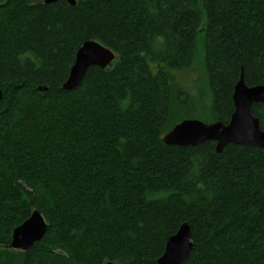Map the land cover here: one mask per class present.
<instances>
[{
	"label": "trees",
	"instance_id": "1",
	"mask_svg": "<svg viewBox=\"0 0 264 264\" xmlns=\"http://www.w3.org/2000/svg\"><path fill=\"white\" fill-rule=\"evenodd\" d=\"M87 40L115 58L64 90ZM198 61L227 124L240 74L264 84V0H0V264H156L183 222V264H264V150L162 141L196 117L171 75ZM35 209L44 237L9 248Z\"/></svg>",
	"mask_w": 264,
	"mask_h": 264
},
{
	"label": "water",
	"instance_id": "2",
	"mask_svg": "<svg viewBox=\"0 0 264 264\" xmlns=\"http://www.w3.org/2000/svg\"><path fill=\"white\" fill-rule=\"evenodd\" d=\"M56 1L58 0H44V3L49 4ZM65 1L69 5L76 4V0ZM114 58V52L99 42L84 41L77 49L75 61L62 88L72 90L78 87L90 67L103 68ZM2 100L3 92L0 88V102ZM233 103L234 110L228 125H223L221 122L205 124L198 119H187L174 126L163 136V140L168 145L177 146H196L205 141H217L216 151L218 153L230 144L264 148V133L259 131V120L252 114L253 104L260 103L264 106V86L247 87L243 73H241L233 93ZM46 230L47 223L44 216L35 209L27 219L13 229L8 247L27 251L35 242L44 237ZM192 247L190 226L184 223L176 234L168 238L165 250L157 259L156 264H183L188 259ZM107 264L115 263L108 262Z\"/></svg>",
	"mask_w": 264,
	"mask_h": 264
},
{
	"label": "rangeland",
	"instance_id": "3",
	"mask_svg": "<svg viewBox=\"0 0 264 264\" xmlns=\"http://www.w3.org/2000/svg\"><path fill=\"white\" fill-rule=\"evenodd\" d=\"M201 70L202 68L198 61L193 68L172 73L171 84L174 88H180L181 91L188 92L192 96L193 106L190 105V107L196 112L195 115H191L196 117L192 118L210 123L213 122L210 109L211 99L209 92L206 90L204 81L199 79V77H201ZM181 117H184V115ZM181 117H178L176 121L181 119Z\"/></svg>",
	"mask_w": 264,
	"mask_h": 264
},
{
	"label": "bare ground",
	"instance_id": "4",
	"mask_svg": "<svg viewBox=\"0 0 264 264\" xmlns=\"http://www.w3.org/2000/svg\"><path fill=\"white\" fill-rule=\"evenodd\" d=\"M66 2H67V1H66ZM43 3H44V0H43ZM67 3H68V2H67ZM68 4H69V3H68ZM76 52H77V51H76ZM75 55H76V54H75ZM113 60H114V59H113ZM74 61H75V59H74ZM111 62H112V61H111ZM111 62H110V63H111ZM73 63H74V62H73ZM110 63H108V64H107L105 67H103V68H102V67H99V66H97V67L104 69V68H106ZM72 65H73V64H72ZM69 71H70V70H69ZM240 75H241V74H240ZM238 80H239V79H238ZM236 83H237V82H236ZM236 83L234 84V87H233V93H234V90H235ZM245 85H246L247 87H249V88H253V87H256V86H264V84H258V85L248 86L246 83H245ZM233 93H232V102H233ZM255 104H260V103H255ZM253 105H254V104H253ZM233 106H234V103H233ZM232 113H233V112H232ZM252 114H253V113H252ZM231 115H232V114H231ZM253 116H254V115H253ZM254 117H256V116H254ZM230 118H231V116H230ZM256 118H258V117H256ZM187 119H197V118H184V119L178 121L177 123H175V124L173 125V127L176 126L177 124H179L180 122H182L183 120H187ZM198 120H199V119H198ZM258 120H259V119H258ZM200 121H202V120H200ZM229 121H230V119H229ZM229 121H228V123H229ZM202 122H203V121H202ZM214 122H221V121H213V122H210V123H206V122H204V123H205V124H211V123H214ZM221 123H222V122H221ZM228 123H227V124L222 123V124H223V125H228ZM173 127H172V128H173ZM172 128H171L170 130H168L167 132H165V134L168 133L169 131H171ZM259 131L262 132V133H264V130H262V129L260 128V124H259ZM165 134H164V135H165ZM164 135H163V136H164ZM162 141L165 143V141L163 140V137H162ZM213 142H214V141H213ZM214 143H215V150H216V143H217V141H215ZM165 144H166V143H165ZM167 145H168V144H167ZM235 145H236V144H235ZM237 145H238V144H237ZM247 146H248V145H247ZM256 148H258V147H256ZM259 149L264 150V148H259ZM216 152H217V151H216ZM46 223H47V222H46ZM184 223H188V222H183V223H181V225L184 224ZM188 224H189V223H188ZM181 225H180V226H181ZM180 226L178 227L177 231L179 230ZM189 226H190V224H189ZM190 230H191V227H190ZM177 231H176L174 234H176ZM174 234H172V235H174ZM172 235H170V236H172ZM170 236H169V237H170ZM169 237H168V238H169ZM191 237H192V230H191ZM168 238H167V240H168ZM167 240H166V243H167ZM191 241H192V240H191ZM166 243H165V246H166ZM192 243H193V242H192ZM164 250H165V247H164ZM163 252H164V251H163ZM162 254H163V253H162ZM162 254H161V255H162ZM161 255H160V256H161ZM160 256H159V257H160ZM159 257H158V258H159ZM158 258H157V259H158ZM156 261H157V260H156ZM107 263H108V262H107ZM107 263H106V264H107Z\"/></svg>",
	"mask_w": 264,
	"mask_h": 264
}]
</instances>
